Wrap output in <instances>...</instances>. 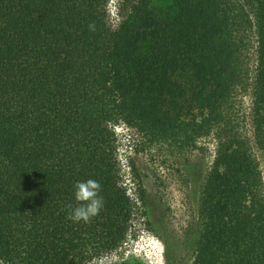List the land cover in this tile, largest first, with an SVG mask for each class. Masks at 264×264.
Wrapping results in <instances>:
<instances>
[{
    "label": "trees",
    "instance_id": "1",
    "mask_svg": "<svg viewBox=\"0 0 264 264\" xmlns=\"http://www.w3.org/2000/svg\"><path fill=\"white\" fill-rule=\"evenodd\" d=\"M107 1L0 0V264H86L122 242L118 121L184 150L212 134L191 264H264V0H126L115 29ZM253 34L249 138L236 92ZM89 178L104 207L73 222Z\"/></svg>",
    "mask_w": 264,
    "mask_h": 264
},
{
    "label": "rangeland",
    "instance_id": "2",
    "mask_svg": "<svg viewBox=\"0 0 264 264\" xmlns=\"http://www.w3.org/2000/svg\"><path fill=\"white\" fill-rule=\"evenodd\" d=\"M125 1H107L111 28H117L122 22V14L127 9ZM151 2L163 5L171 0ZM255 38L253 34L248 47L251 85L236 92L241 130L249 138L252 80L257 62ZM112 127L116 135L119 181L131 200L132 214L122 242L86 264H191L200 191L215 154V138L212 134L201 137L196 148L184 150L175 144L152 143L136 126L123 121L113 123ZM253 149L260 158L255 145ZM260 167L264 170L262 163Z\"/></svg>",
    "mask_w": 264,
    "mask_h": 264
},
{
    "label": "clouds",
    "instance_id": "3",
    "mask_svg": "<svg viewBox=\"0 0 264 264\" xmlns=\"http://www.w3.org/2000/svg\"><path fill=\"white\" fill-rule=\"evenodd\" d=\"M89 30L94 31L95 25L89 24ZM102 185L95 179H87L86 181H77L74 184L75 200L79 202L75 207L69 204L67 207L70 209L68 212V219L73 222L85 223L99 215L104 207V199L100 195Z\"/></svg>",
    "mask_w": 264,
    "mask_h": 264
}]
</instances>
